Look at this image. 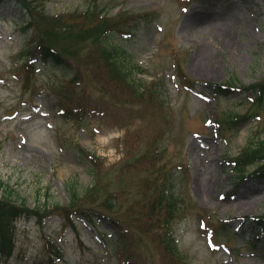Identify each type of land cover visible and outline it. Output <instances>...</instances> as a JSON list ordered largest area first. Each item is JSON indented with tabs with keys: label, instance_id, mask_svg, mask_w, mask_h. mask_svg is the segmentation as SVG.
<instances>
[{
	"label": "rangeland",
	"instance_id": "rangeland-1",
	"mask_svg": "<svg viewBox=\"0 0 264 264\" xmlns=\"http://www.w3.org/2000/svg\"><path fill=\"white\" fill-rule=\"evenodd\" d=\"M21 1L24 7L8 2L0 10V187L11 186L31 209L49 197L67 207L75 187L82 207L107 217L99 232L111 234L112 220L126 227L127 246L107 248L98 231L64 230L52 217L46 234L63 248L60 264H264V239L251 220L264 215V179L251 176L256 166L242 177L230 164L251 140L264 141V99L245 91L264 82V0ZM42 4L66 21L97 6L120 31L141 18L138 34L116 44L135 83L157 96L94 83L101 63L86 56L92 41L78 60L68 58L77 83L47 67L27 70L26 37L16 30L28 20L29 41L76 50L74 39L40 20ZM202 24L224 44L214 59L198 56L201 42L214 44ZM219 86L233 94L222 97ZM76 146L99 158L98 182ZM169 180L186 205L174 224L179 258L139 223L149 218L150 193ZM113 195L116 212L106 207ZM32 224H18L24 261L7 264L37 254L41 232Z\"/></svg>",
	"mask_w": 264,
	"mask_h": 264
},
{
	"label": "trees",
	"instance_id": "trees-1",
	"mask_svg": "<svg viewBox=\"0 0 264 264\" xmlns=\"http://www.w3.org/2000/svg\"><path fill=\"white\" fill-rule=\"evenodd\" d=\"M8 2L24 7L21 0H0V10ZM43 7V4L39 7L40 20L57 28L58 31L56 32L60 35L70 37V40L74 39L75 45L73 48L75 47L76 50L68 48L58 49L53 47L54 45L51 42L47 44L43 41H37V37H35V41H29L32 23L28 20L27 24L25 23L16 30L22 37H26V40L23 41L24 52L31 57L28 65H26L27 70L32 67L35 68L37 65L38 68L47 67L54 74L58 72L65 77H74L76 81H72L74 78H71L69 82L77 83L79 80L76 75L78 71L77 64L73 60H78L81 55L80 51H84L88 42L92 41L96 48L95 50H90L86 56L94 58V63H101L100 73L97 76L95 75L101 79H96L94 83H99V86L108 84V82L115 83L118 88L124 87L132 90L139 98H143L144 93H149L148 97L150 99L157 96L158 90L156 88L151 91L146 88L142 91L143 86L135 83L131 77L130 70L124 62L125 52L121 51L116 44L117 39L130 40L138 34L140 31L138 23L140 24L139 20L141 18L131 17L129 20L127 19L126 24L129 27L120 31L117 29L119 26L117 20H110L106 15L96 12L98 11L97 6L90 7L81 15L70 16L68 21L62 16L50 17L44 13ZM217 90L222 97H229L233 94V88L231 87L219 86ZM245 91H252L255 98L259 97L260 101H262L264 99V82L263 84L254 85L251 89H246ZM72 115L69 114L68 116L72 117ZM76 149L83 157V160L90 165L95 181L98 182L101 178L99 174L101 170L98 166L99 158L96 155L88 154L80 146H76ZM230 164L235 172L242 175V177L246 175L250 167L256 166L251 176L264 179V141L259 139L251 140L237 157L230 160ZM175 185L174 180H169L160 189H154L150 193V210L146 211L149 218L142 219L139 222L145 224L148 230L157 233V242L170 258L180 257L179 241L174 230V224L185 216L186 210L185 202L181 199ZM71 192L72 199L67 207L51 204V202L49 204V197L43 204L31 209L27 204V200L21 199L16 190L8 184H2L0 187V262L7 264L14 259L21 262L24 261L23 259H18L22 250L18 224L24 222L27 224L34 223L32 225H36L41 232L38 237L40 239V248L34 258L27 264H60L62 259H64L63 248L46 234L47 229L51 227L49 223L51 222L52 225L55 221V219L51 218L56 216L58 221L64 222L62 224L64 230L70 229L73 232H77L78 225L84 224L98 231V234H101L100 238L104 237L108 241L111 240V242H104L107 248L109 246L113 248L127 246V238L124 233L126 232V227L123 226L121 221H111L114 233L99 232L97 228L106 221L107 217L96 209L82 207L80 205V198L82 197L75 187L72 188ZM106 202V207L111 212L117 211L118 207L114 195L109 197ZM53 212L56 213L52 214ZM252 221L256 231L260 232L259 235H262L264 239V215L253 218ZM41 243L43 244L41 245Z\"/></svg>",
	"mask_w": 264,
	"mask_h": 264
},
{
	"label": "bare ground",
	"instance_id": "bare-ground-1",
	"mask_svg": "<svg viewBox=\"0 0 264 264\" xmlns=\"http://www.w3.org/2000/svg\"><path fill=\"white\" fill-rule=\"evenodd\" d=\"M202 20L199 18V21ZM199 30L201 32H203V34H206L207 36H209L210 38H213L212 43L210 42H201L199 44V47L197 49V53L200 59H214L215 58V53L218 50H222L224 48V44L221 42H219V40L221 39L220 33L216 34L214 33L212 30V28L210 26H208V24H202L199 25Z\"/></svg>",
	"mask_w": 264,
	"mask_h": 264
}]
</instances>
